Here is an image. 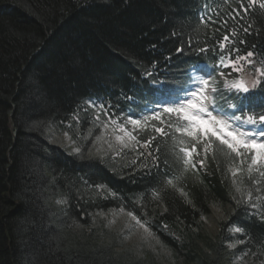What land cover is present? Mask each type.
<instances>
[{"label":"trees","instance_id":"1","mask_svg":"<svg viewBox=\"0 0 264 264\" xmlns=\"http://www.w3.org/2000/svg\"><path fill=\"white\" fill-rule=\"evenodd\" d=\"M260 2L0 0V264H264V178L202 145L186 164L194 141L167 126L174 114L138 128L125 116L203 64L223 86L225 35L264 59ZM222 91L218 104L239 103ZM248 95L259 112L264 84ZM99 121L124 125L133 147L79 138Z\"/></svg>","mask_w":264,"mask_h":264},{"label":"snow or ice","instance_id":"2","mask_svg":"<svg viewBox=\"0 0 264 264\" xmlns=\"http://www.w3.org/2000/svg\"><path fill=\"white\" fill-rule=\"evenodd\" d=\"M256 2L257 0H250L252 4ZM259 7L264 8V0H261ZM228 43L229 36L225 35L220 43V51L223 54L219 57L218 66L227 68L229 71L227 73L220 72L219 75L223 80V89L229 93H235L233 99L239 101V103H229L228 107L244 113L243 115H237L235 112H224L222 108L217 106V99L223 97V91L218 87V81L213 77L211 79H195L194 82L197 87L194 91H190L176 106L164 107L162 113L156 112L151 117H145L143 124L140 120L130 119L128 122L139 127H146L149 120H158L160 124H164V115L171 116L174 114L176 120L168 122L167 126L174 128L181 136L189 137L194 141L190 148L182 147L180 149L188 157L185 160L186 164L192 162L194 153L199 155L197 145H202L205 155L209 152L215 155L217 150L230 158L234 154L235 157L240 158V165L247 163L250 178L252 173L264 178V106L257 112L251 104L243 103L245 100H251L249 93L264 84V59L257 62L253 59L256 55L253 51L239 55L237 54L239 49L227 48ZM201 51H205V49H201ZM233 73L236 75L233 76ZM246 109L247 111H245ZM214 112L217 114L214 115ZM220 116H227L228 118L221 119ZM112 123L115 124L116 122L113 121ZM248 125L253 126L252 130H242ZM152 127L157 133L166 134L163 127H156L155 125ZM118 128L129 139H136L135 136L127 132L124 125H118ZM116 139L122 144L124 143L123 136H117ZM179 143L183 145L185 140L181 139ZM124 146L127 147L128 145L124 144ZM198 163L203 166L204 160L201 159ZM192 166L195 167V164ZM230 170L232 175L236 176L243 169L237 166L234 170ZM256 182L258 183V181ZM249 197H251L250 193ZM128 215L132 216L137 224H140V221L132 213H128ZM141 227L144 225L141 224ZM145 231H147L146 228ZM235 231L239 232L241 229L237 228Z\"/></svg>","mask_w":264,"mask_h":264},{"label":"rangeland","instance_id":"3","mask_svg":"<svg viewBox=\"0 0 264 264\" xmlns=\"http://www.w3.org/2000/svg\"><path fill=\"white\" fill-rule=\"evenodd\" d=\"M195 89H196V87H193V88H191L190 90H188V91L186 92L185 96H184L181 100H183V99L187 96V94H188L190 91H194ZM174 106H176V104H175ZM213 114L216 115L217 113L214 112ZM219 118H221V119H226V118H224V117H222V116H220ZM247 128H248V127H247ZM79 129H80V126H79ZM79 134H83V131L80 130V131H79ZM119 142H120V141H119ZM120 143H121V142H120ZM124 143H126V139H125V138H124ZM216 217H218V215H217L216 212L213 211L212 217L206 220V222H207L209 228H212V227H213V224H214V222H215ZM128 220L131 221V219H128ZM142 232H144V231H143V228L140 227L139 225H137V224L135 223V227H134V229H133V231H132L133 235H134V236H137V235H139V236H144V234H143Z\"/></svg>","mask_w":264,"mask_h":264}]
</instances>
